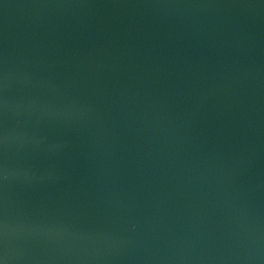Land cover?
Listing matches in <instances>:
<instances>
[{
	"label": "water",
	"instance_id": "obj_1",
	"mask_svg": "<svg viewBox=\"0 0 264 264\" xmlns=\"http://www.w3.org/2000/svg\"><path fill=\"white\" fill-rule=\"evenodd\" d=\"M0 264H264V0H0Z\"/></svg>",
	"mask_w": 264,
	"mask_h": 264
}]
</instances>
